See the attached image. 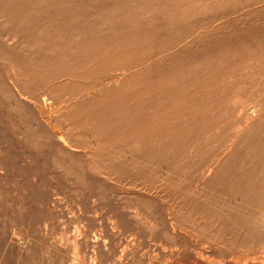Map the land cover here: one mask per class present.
<instances>
[{"label":"rangeland","instance_id":"obj_1","mask_svg":"<svg viewBox=\"0 0 264 264\" xmlns=\"http://www.w3.org/2000/svg\"><path fill=\"white\" fill-rule=\"evenodd\" d=\"M0 173V264H264V0H0Z\"/></svg>","mask_w":264,"mask_h":264},{"label":"bare ground","instance_id":"obj_2","mask_svg":"<svg viewBox=\"0 0 264 264\" xmlns=\"http://www.w3.org/2000/svg\"><path fill=\"white\" fill-rule=\"evenodd\" d=\"M60 3H61V2H60ZM88 3H89V2H88ZM62 4H63V3H62ZM89 5H90V4H89ZM60 9H61V8H60ZM46 19H47V21H50V16L47 15ZM16 24H17V23H16ZM18 29H19V28H18ZM13 31H14V30H12L11 32H13ZM13 33H14V32H13ZM13 33H12V34H13ZM4 35H5V34H4ZM7 37H8V35H7ZM16 39H17V37H16ZM4 40H5V39H4ZM4 42H5V41H4ZM31 43H32V42H31ZM32 45H33V44H32ZM34 45H35V44H34ZM34 45H33V46H34ZM137 45H138V44H137ZM139 45H140V44H139ZM16 51H17V50H16ZM41 52H42V51H41ZM42 53H43V52H42ZM13 57H14V56H13ZM22 62H23V61H22ZM31 62H32V61H31ZM143 62H144V60H143ZM146 62H147V61H146ZM13 63H14V62H13ZM23 63H24V62H23ZM21 64H22V63H21ZM15 65H17V64H15ZM25 65H26V64H25ZM32 65H33V64H32ZM37 65H38V64H37ZM12 67H13V66H12ZM35 67H36V66H35ZM8 69H9V68H8ZM13 69H14V68H13ZM6 70H7V69H6ZM11 70H12V69H11ZM7 71H9V70H7ZM21 71H22V70H21ZM121 73H122V72H121ZM12 74H13V73H12ZM20 74H21V72H20ZM125 74H126V73H125ZM125 74H124V75H125ZM13 75H14V74H13ZM118 75H120V74H118ZM124 75H123V76H124ZM126 75H127V74H126ZM10 76H11V75H10ZM19 78H20V76H19ZM20 79H21V78H20ZM258 80H259V79H258ZM18 81H19V80H18ZM124 83H125V82H124ZM237 86H238V85H237ZM117 88H118V87H117ZM121 91H122V90H121ZM107 92H108V91H107ZM127 95H128V94H127ZM226 97H227V96H226ZM54 99H55V98H54ZM54 99H53V100H54ZM105 99H106V98H105ZM51 100H52V98H51ZM53 100H52L51 102H53ZM111 100H112V99H111ZM238 100H239V99H238ZM54 101H55V100H54ZM236 101H237V100H236ZM236 101H235V102H236ZM255 101H256V100H255ZM122 103H123V102H122ZM258 103H259V102H258ZM59 104H60V103H59ZM118 104H119V103H118ZM106 105H107V104H106ZM241 105H242V104H241ZM259 105H260V104H259ZM248 106H249V105H248ZM255 106H256V105H255ZM242 107L245 108L246 106H243V105H242ZM250 107H251V106H250ZM51 108H52V107H51ZM258 108H259V107H258ZM119 109H120V108H119ZM253 109H255V108H253ZM259 109H260V108H259ZM116 110H117V109H116ZM249 110H250V109H249ZM19 111H20V110H19ZM246 111H247V110H246ZM256 111H257V110H256ZM114 114H115V113H114ZM254 114H255V113H254ZM254 114H253V115H254ZM72 115H73V114H72ZM246 116H247V115H246ZM67 117H69V116H67ZM70 117H71V116H70ZM115 117H116V116H115ZM53 118H54V117H53ZM246 118H247V117H246ZM57 119H58V118H57ZM71 119H72V118H71ZM69 120H70V119H69ZM114 121H115V120H114ZM243 121H245L244 124H247V123H248V122L246 123V121H247L246 119L243 120ZM17 123H18V122H17ZM73 123H74V122H73ZM78 123H79V122H78ZM33 125H34V124H33ZM238 125H240V124H238ZM242 125H243V124H242ZM64 126H65V125H64ZM233 127H234V126H233ZM235 127H236V126H235ZM33 128H34V127H33ZM257 128H258V127H257ZM117 129H118V128H117ZM36 130H37V129H36ZM98 130H99V129H98ZM100 130H102V129L100 128ZM32 131H33V130H32ZM6 132H7V131H6ZM33 132H34V131H33ZM33 132H32V133H33ZM35 133H36V132H34V134H35ZM232 133H233V132H232ZM14 140H16V139H14ZM237 141H238V140H237ZM126 143H127V142H126ZM56 145H57V142H56ZM201 145H202V144H201ZM56 147H57V146H56ZM78 147H79V146H78ZM133 147H134V145H133ZM239 147H240V146H239ZM60 148H61V147H60ZM58 149H59V148H58ZM116 149H117V148H116ZM224 149H225V148H224ZM114 150H115V149H114ZM128 150H130V148H129ZM143 150H144V149H143ZM208 150H209V149H208ZM227 150H228V149H227ZM84 151H85V150H84ZM92 151H93V150H92ZM107 151H108V150H107ZM117 151H120V150H117ZM117 151H114V152L117 153ZM25 152H26V151H25ZM111 152H113V150H112ZM123 152H124V151H123ZM123 152H122V153H123ZM205 152H206V151H205ZM210 152H211V151H210ZM103 153H104V152H103ZM116 153H115V154H116ZM216 153H217V152H216ZM88 154H89V153H88ZM110 154H111V153H110ZM213 154H214V153H213ZM92 155H93V154H92ZM98 155H99V154H98ZM100 155H101V154H100ZM107 155H108V154H107ZM107 155H106V156H107ZM121 155H122V154H121ZM121 155L119 154L118 156H121ZM95 156H96V155H95ZM109 156H111V155H109ZM109 156H107V157H109ZM114 156H115V155H114ZM118 156H117V157H118ZM129 156H130V155H129ZM104 157H105V154H104ZM107 157H106V158H107ZM121 157H122V156H121ZM160 157H161V156H160ZM74 158H75V156H74ZM126 158H127V157H126ZM132 158H133V157H132ZM161 158H162V157H161ZM108 159H110V158H108ZM111 159H112V158H111ZM250 159H251V158H250ZM154 160H155V159H154ZM172 160H173V159H172ZM192 160H193V159H192ZM208 160H209V159H208ZM67 161H68V160H67ZM100 161H101V160H100ZM27 162H28V161H27ZM80 162H81V161H80ZM189 162H190V161H189ZM257 162H258V161H257ZM239 163H240V162H239ZM167 165H168V164H167ZM186 165H188V164H186ZM211 165H212V164H211ZM211 165H210V166H211ZM241 165H242V164H241ZM243 165H244V164H243ZM72 166H73V165H72ZM161 166H162V165H161ZM165 166H166V165H165ZM207 166H208V165H207ZM230 166H231V165H230ZM241 167H242V166H241ZM256 167H257V166H256ZM261 167H262V165H261ZM1 168H2V167H1ZM185 168H186V167H185ZM258 168H259V167H258ZM82 170H83V169H82ZM72 172H73V170H72ZM82 172H83V171H82ZM224 173H225V171H224ZM0 174H1V173H0ZM170 174H171V173H170ZM210 174H211V173H210ZM217 174H218V173H217ZM249 174H250V173H249ZM83 175H84V174H83ZM83 175H82V176H83ZM240 175H241V174H240ZM205 176H206V175H205ZM216 176H217V175H216ZM207 177H208V176H207ZM207 177H206V178H207ZM244 177H245V176H244ZM246 177H247V176H246ZM80 178H81V177H80ZM250 178H251V177H250ZM218 179H219V178H218ZM225 180H226V179H225ZM243 180H244V179H243ZM239 181H241V180H239ZM245 181H246V179H245ZM262 182H263V181H262ZM177 183H178V182H177ZM237 184H238V183H237ZM261 184H262V183H261ZM175 187H176V186H175ZM243 189H244V188H243ZM256 190H257V189H256ZM27 191H28V190H27ZM260 193H261V192H260ZM101 194H102V193H101ZM227 194H228V193H227ZM22 198H23V197H22ZM139 198H140V197H139ZM142 199H143V198H142ZM220 200H221V199H220ZM92 201H93V200H92ZM149 201H150V200H149ZM19 203H20V202H19ZM19 203H18V204H19ZM29 203H30V202H29ZM21 204H22V203H21ZM46 204H47V203H46ZM209 204H210V203H209ZM20 207H21V206H20ZM153 207H154V206H153ZM163 207H164V206H163ZM121 208H122V207H121ZM123 208H124V207H123ZM18 209L21 210L20 208H18ZM18 209H17V210H18ZM128 209H129V208H128ZM144 209H145V208H144ZM151 209H152V208H151ZM151 209H150V210H151ZM161 209H162V208H161ZM185 209H186V207H185ZM22 210H24V209L22 208ZM48 210H49V209H48ZM130 210H131V208H130ZM130 210H128V211H130ZM136 210H137V209H136ZM136 210H134V211H136ZM138 210H139V209H138ZM154 210H155V209H154ZM163 210H165V209H163ZM181 210H182V209H181ZM181 210H180V211H181ZM257 210H258V209H257ZM13 211H14V210H13ZM144 211H145V210H144ZM147 211H149V210H148V209L146 210V212H145L146 214H147ZM173 211H174V210H173ZM175 211H176V209H175ZM182 211H183V210H182ZM191 211H192V213H193V210H191ZM33 212H34V211H33ZM47 212L50 213L49 211H47ZM68 212H69V211H68ZM138 212H139V211H138ZM152 212H153V211H152ZM166 212H167V211H166ZM171 212H172V211H171ZM184 212H185V211H184ZM20 213H21V212H20ZM20 213H19V214H20ZM23 213H24V212H23ZM101 213H102V212H101ZM121 213H122V212H121ZM136 213H137V211H136ZM141 213H142V212H141ZM164 213H165V212H164ZM173 213H174V212H173ZM178 213H179V212H178ZM186 213H187V215H188V213H190V215H192L190 211H188V212H186ZM25 214H26V213H25ZM95 214H96V213H95ZM95 214H94V216H95ZM139 214H140V213H139ZM139 214H137V215H139ZM176 214H177V213H176ZM20 215H21V214H20ZM48 215H49V214H48ZM125 215H126V214H125ZM141 215H143V213H142ZM144 215H145V214H144ZM144 215H143V217H144ZM147 215H149V214H147ZM182 215H183V214H182ZM184 215H186V214H184ZM232 215H233V214H232ZM251 215H252V214H251ZM40 216H41V215H40ZM145 216H146V215H145ZM196 216H198V215H196ZM31 217H32V216H31ZM36 217H37V216H36ZM49 217H50V216H49ZM52 217H53V216H52ZM141 217H142V216H141ZM147 217H148V216H147ZM171 217H172V216H171ZM187 217H188V216H187ZM187 217H186V220H187ZM191 217H192V219H193V216H191ZM194 217H195V216H194ZM38 218H39V217H38ZM68 218H69V217H68ZM93 218H95V217H93ZM129 218H131V217H129ZM145 218H146V217H145ZM145 218H144V219H145ZM151 218H152V215H151ZM167 218H168V217H166V216H165L164 214H162V213L158 214L157 217L153 220V222L151 221V222L153 223V227L160 228V229H161V228H164V226H165V222H166ZM174 218H175V217H173V219H174ZM180 218H181V217H180ZM28 219H29V218H28ZM95 219H96V218H95ZM119 219H120V218H119ZM141 219H142V218H141ZM144 219H142V220H144ZM173 219H171V220H173ZM178 219H179V218H178ZM194 219H196V218H194ZM146 220H147V219H146ZM148 220H151V219L148 218ZM180 220H181V219H180ZM186 220H183V221H186ZM203 220H204V219H203ZM108 221H109V220H108ZM115 221H116V220H115ZM195 221H196V220H195ZM113 222H114V221H113ZM117 222H118V221H117ZM148 222H149V221H146L147 224L151 223V222H149V223H148ZM180 222H181V221H180ZM187 222H188V220H187ZM206 222H207V221H206ZM206 222H205V223H206ZM97 223H98V222H97ZM97 223H96V224H97ZM172 223L174 224V222H172ZM172 223H170V224H172ZM178 223H179V222H178ZM44 224H45V223H44ZM139 224H140V223H139ZM173 224H172L171 226H173ZM181 224H182V223H180V224H178V225L180 226ZM198 224H199V223H198ZM99 225H100V224H99ZM115 225H116V224H115ZM120 225H121V224H120ZM143 225H144V224H143ZM150 225H152V224H150ZM255 225H256V224H255ZM44 226H45V225H44ZM134 226H135V225H134ZM141 226H142V224H141ZM141 226L139 225V226H136L135 228L139 227L138 229H140ZM193 226H194V225H193ZM197 226H200V227H201L202 225H201V223H200V225H197ZM197 226H196V227H197ZM206 226H207V225H206ZM74 227H75V226H74ZM99 227H100V226H99ZM150 227H152V226H150ZM236 227H237V226H236ZM45 228H46V227H45ZM126 228H127V227H126ZM189 228H190V227H189ZM189 228H186V229H189ZM110 229H111V228H110ZM164 229H165V228H164ZM192 229H193V228L191 227V230H192ZM196 229H197V228H196ZM199 229H200V228H199ZM199 229H198V230H199ZM153 230H154V229H153ZM174 230H175V229H174ZM189 230H190V229H189ZM206 230H207V229H206ZM196 231H197V230H196ZM113 232H114V231H113ZM164 232H165V231H164ZM168 232H169V231H168ZM168 232H166L165 234H167ZM194 232H195V231H194ZM95 233H96V232H95ZM190 233H191V232H190ZM196 233H197V232H196ZM196 233H195V235H197ZM99 234H100V233H99ZM191 234H192V233H191ZM204 234H205V233H204ZM209 234H210V233H209ZM262 234H263V233H262ZM262 234H261V235H262ZM13 235H14V233H13ZM78 235H79V234H78ZM92 235H93V234H92ZM100 235H101V234H100ZM167 235H171V234H167ZM192 235H193V234H192ZM205 235H206V234H205ZM211 235H213V234H211ZM73 236H74V235H73ZM173 236H174V235H173ZM115 237H116V235H115ZM170 237H172V236H170ZM177 237H178V236H177ZM183 237H184V236H183ZM189 237H191V236H189ZM213 237H214V236H213ZM213 237H212V239H213ZM248 237H249V236H248ZM193 238H194V237H193ZM63 239H64V238H63ZM207 239H208V238H207ZM67 240H68V239H67ZM9 241H10V240H9ZM63 241H64V240H63ZM63 241H62V242H63ZM166 241H167V240H166ZM168 241H169V239H168ZM178 241H179V239H178ZM170 242H172V241H170ZM129 243H130V242H129ZM133 243H134V242H133ZM173 243H174V242H173ZM212 243H213V242H212ZM30 244H31V243H30ZM61 244H63V243H61ZM61 244L59 243L58 245H61ZM134 244H135V243H134ZM176 244H178L177 241H176ZM224 244H225V243H224ZM229 244H230V243H229ZM116 245H117V244H116ZM119 245H120V244H119ZM128 245H129V244H128ZM128 245H127V246H128ZM136 245H137V244H136ZM124 246H125V245H124ZM176 246H177V245H176ZM42 247H43V246H42ZM72 247H73V245H72ZM117 247H118V246H117ZM218 247H219V246H218ZM220 247H221V246H220ZM230 247H231V246H230ZM73 248H74V247H73ZM131 248H132V247H131ZM158 248H159V247H158ZM186 248H187V247H186ZM231 248H232V247H231ZM41 249H42V248H41ZM45 249H46V248H45ZM224 249H225V248H224ZM73 250H74V249H73ZM127 250H128V249H127ZM127 250H126V251H127ZM161 250H162V249H161ZM173 250H174V249H173ZM189 250H190V249H189ZM47 251H48V250H47ZM133 251H134V250H133ZM162 251H163V250H162ZM192 251H193V250H192ZM92 252H93V251H92ZM130 252H131V249H130L129 253H130ZM169 252H170V251H169ZM195 252H196V251H195ZM195 252H194V253H195ZM43 253H44V252H43ZM45 253H46V252H45ZM94 253H95V252H94ZM129 253H128V254H129ZM133 253H134V252H133ZM136 253H137V252H136ZM178 253H179V252H178ZM196 253L198 254V252H196ZM200 253H201V252H200ZM62 254H63V253H62ZM130 254H131V253H130ZM170 254H171V253H170ZM247 254H249V253H247ZM177 255H178V254H177ZM200 255H202V254H200ZM94 256L97 257L95 254H94ZM121 256H122V255H121ZM171 256H172V255H171ZM202 256H203V255H202ZM202 256H200V258H201ZM72 257H73V256H72ZM173 257H174V256H173ZM197 257H198V255H197ZM119 258H120V257H119ZM171 258H172V257H171ZM177 258H178V257H177ZM72 259H73V258H72ZM167 259H168V258H167ZM172 259H173V258H172ZM79 260H80V259H79ZM91 260H92V259H91ZM142 260H143V259H142ZM202 260H203V259H202ZM207 260H208V259H207ZM75 261H76V260H75ZM119 261H120V260H119ZM154 261H155V260H154ZM208 261H209V260H208ZM149 262H150V261H149ZM149 262H148V263H149ZM158 262H159V261H158ZM166 262H168V261H166ZM135 263H136V262H135Z\"/></svg>","mask_w":264,"mask_h":264}]
</instances>
